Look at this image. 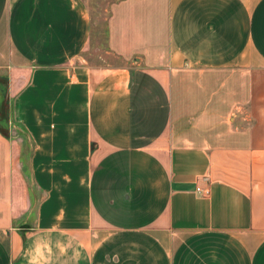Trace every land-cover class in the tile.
Listing matches in <instances>:
<instances>
[{
	"label": "crops",
	"instance_id": "crops-1",
	"mask_svg": "<svg viewBox=\"0 0 264 264\" xmlns=\"http://www.w3.org/2000/svg\"><path fill=\"white\" fill-rule=\"evenodd\" d=\"M0 127V264H264V0H0Z\"/></svg>",
	"mask_w": 264,
	"mask_h": 264
},
{
	"label": "rangeland",
	"instance_id": "rangeland-1",
	"mask_svg": "<svg viewBox=\"0 0 264 264\" xmlns=\"http://www.w3.org/2000/svg\"><path fill=\"white\" fill-rule=\"evenodd\" d=\"M97 8V7H96ZM100 8V7H98ZM101 10V9H99ZM101 16L97 15L95 17V20H97V22H99V26L94 30L95 34V42H94V51L95 53H98L97 55H102L103 51H104V43H105V16L106 14L104 12H101ZM96 14V13H95ZM97 57V56H95Z\"/></svg>",
	"mask_w": 264,
	"mask_h": 264
},
{
	"label": "built area",
	"instance_id": "built-area-1",
	"mask_svg": "<svg viewBox=\"0 0 264 264\" xmlns=\"http://www.w3.org/2000/svg\"><path fill=\"white\" fill-rule=\"evenodd\" d=\"M197 190V192H199V193H203V195H208L209 194V191L208 190H201L200 188H197L196 189Z\"/></svg>",
	"mask_w": 264,
	"mask_h": 264
},
{
	"label": "trees",
	"instance_id": "trees-1",
	"mask_svg": "<svg viewBox=\"0 0 264 264\" xmlns=\"http://www.w3.org/2000/svg\"><path fill=\"white\" fill-rule=\"evenodd\" d=\"M1 128V127H0ZM2 130V129H1Z\"/></svg>",
	"mask_w": 264,
	"mask_h": 264
}]
</instances>
